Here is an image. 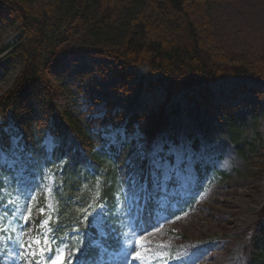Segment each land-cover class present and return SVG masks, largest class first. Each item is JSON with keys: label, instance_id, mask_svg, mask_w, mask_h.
Wrapping results in <instances>:
<instances>
[{"label": "trees", "instance_id": "obj_1", "mask_svg": "<svg viewBox=\"0 0 264 264\" xmlns=\"http://www.w3.org/2000/svg\"><path fill=\"white\" fill-rule=\"evenodd\" d=\"M219 1L0 0V26L16 27L18 33L15 44L2 51L7 52V64L18 72L12 87L0 94V137L7 150V128L13 123L31 169L46 158L42 142L47 134L55 145L53 159H65L62 191L56 193L58 219L53 223L57 244L62 238L61 245L72 251L77 247L69 231L85 228L75 215L87 201L84 185L97 184L110 210L105 240L109 249H117L121 223L113 211L120 188L132 177L147 178L148 161L143 154L150 153L169 131V120L179 111L174 99L184 93L191 100V93L198 91L201 101L196 102L206 103L210 84L238 77L264 80V57L231 54L218 40L211 12ZM80 41L113 60L120 75L128 79L134 77L129 69L146 67L148 75L157 76L150 87L164 85L163 102L150 112L128 117L113 111L109 101L103 114L92 106L82 108L79 89L62 84L53 72L63 52ZM120 125L127 136L138 130L143 145L138 148L126 139L119 148L105 150L104 134ZM4 172L0 168V188ZM197 174L202 175L198 167ZM153 207L149 200L137 213L145 226L151 222ZM178 209L184 210L183 206ZM38 221L34 216L33 224L28 222L25 241L32 238ZM83 248L90 249L89 259L97 256V249ZM244 255L245 264H264V201Z\"/></svg>", "mask_w": 264, "mask_h": 264}, {"label": "rangeland", "instance_id": "obj_2", "mask_svg": "<svg viewBox=\"0 0 264 264\" xmlns=\"http://www.w3.org/2000/svg\"><path fill=\"white\" fill-rule=\"evenodd\" d=\"M5 20L9 22L10 18ZM211 25L231 54L264 57V0L219 1L212 9ZM17 37L16 27L0 26V94L12 87L17 76L18 68L8 66L7 52H2L15 44ZM79 43L63 52L53 72L62 84L79 89L82 108L92 106L93 111L103 114L104 105L109 101L113 111L128 117L150 112L157 108V100L162 102L164 85L150 87L157 76L148 75L146 67L129 69L134 77L128 79L120 75L113 60L101 56L102 52L90 48L87 42ZM200 93H191V100L184 93L174 99L179 111L169 120V131L156 144L163 147L173 179L165 189L149 198L156 204L151 226H134V218L127 216L132 204L148 201L133 198L136 179L132 177L130 186H124L119 194L121 199L118 197L114 212L125 219L122 247H135L137 239L143 242L139 248L144 255L143 262L132 259L129 264H193L190 255L206 259L211 253H216V259L207 260L208 264L246 263L244 249L249 245L264 201V80L238 77L210 84L206 103L196 102L201 101ZM232 123L236 128L231 129ZM125 131L121 126L110 132L104 149L119 148L126 139L138 148L143 145L138 130L129 136ZM43 146L49 153L54 147L49 137L44 139ZM16 156L9 154L0 159V166L16 173L11 179L2 178L6 185L3 191L8 196L6 205L25 203L35 206L32 211L38 214L43 208L41 215L50 220L57 202L55 188L62 186L60 176L45 168L40 175L30 170L29 176L22 177L30 163ZM196 164L201 165L205 174L201 180L193 171ZM175 184L177 187L173 188ZM83 192L85 200H89L86 202L88 218L99 236L94 225L103 224L106 230L108 206L98 198L97 184L84 185ZM32 196L34 200L30 199ZM191 198L194 200L189 212L184 211L176 218L166 215L165 211L175 212L176 205ZM121 201L128 206H122ZM14 212L17 215L20 207ZM26 214L27 210L22 216ZM8 217L9 222L0 228L3 229L0 231L1 264L13 263L17 253L22 258L25 256V248L17 246L12 236L18 233L12 223L15 216ZM4 219L1 215L0 223ZM34 249L32 246L31 251L35 252ZM128 256L131 257V252ZM109 263L128 264L126 258L109 259Z\"/></svg>", "mask_w": 264, "mask_h": 264}, {"label": "snow or ice", "instance_id": "obj_3", "mask_svg": "<svg viewBox=\"0 0 264 264\" xmlns=\"http://www.w3.org/2000/svg\"><path fill=\"white\" fill-rule=\"evenodd\" d=\"M19 147L18 137L12 135L9 139V147L5 150L2 137H0V159L6 158L9 154L16 156ZM144 158L148 161V176L143 179V181L134 180V191L133 198H144L145 200L152 198L158 190H163L167 187L168 183L173 179L172 171L169 167L168 161L164 155L163 147L156 146L150 153L143 154ZM182 162V161H181ZM190 163V160H189ZM31 200H34L35 197H30ZM40 213H44V209H39ZM32 215L31 207H28L27 214L24 215L23 219L27 223ZM49 220L46 219L42 221V225H47ZM97 227L99 232V238L92 242L91 248L97 249L101 253H106L110 260H119L121 258H127L131 252L132 259L140 260L143 262L144 255L139 250L142 246V241L137 239L135 241V247L132 245H127L120 247L118 250H109V245L105 240L106 232L103 224L94 225ZM3 229H0L2 231ZM53 229H46L42 236L34 238L31 242L27 243L25 247V252L23 255H35V252H32V246L35 244L38 246L37 250L40 253H47L46 264H64V261L67 259L68 264H72L70 259L71 256L75 253H80L79 258L76 260V264H92L88 259L89 248L77 247L75 252L67 248V245L61 246L63 240L61 238V244L56 243V237L50 235L53 233ZM117 243L119 240L117 239ZM53 245H56L53 247Z\"/></svg>", "mask_w": 264, "mask_h": 264}, {"label": "bare ground", "instance_id": "obj_4", "mask_svg": "<svg viewBox=\"0 0 264 264\" xmlns=\"http://www.w3.org/2000/svg\"><path fill=\"white\" fill-rule=\"evenodd\" d=\"M8 65V64H7ZM9 66V65H8ZM219 254V253H218ZM220 255V254H219ZM211 259L215 260L216 259V253H211V254H208V256L206 257V259H202L201 257L199 258V255H190V262H193V264H208L207 263V260L208 261H211ZM127 260V263L129 264L131 261H132V258L131 257H127L126 258ZM196 261H198L199 263H196Z\"/></svg>", "mask_w": 264, "mask_h": 264}]
</instances>
